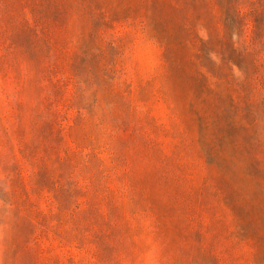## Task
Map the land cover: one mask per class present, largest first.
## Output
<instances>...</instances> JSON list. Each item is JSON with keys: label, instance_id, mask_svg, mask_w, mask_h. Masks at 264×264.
Here are the masks:
<instances>
[{"label": "rangeland", "instance_id": "rangeland-1", "mask_svg": "<svg viewBox=\"0 0 264 264\" xmlns=\"http://www.w3.org/2000/svg\"><path fill=\"white\" fill-rule=\"evenodd\" d=\"M0 264H264V0H0Z\"/></svg>", "mask_w": 264, "mask_h": 264}]
</instances>
